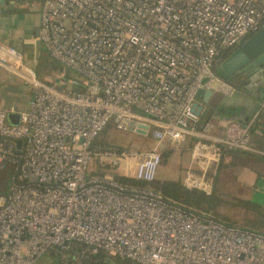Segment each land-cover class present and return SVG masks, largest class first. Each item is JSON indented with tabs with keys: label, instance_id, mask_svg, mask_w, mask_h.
<instances>
[{
	"label": "built area",
	"instance_id": "1",
	"mask_svg": "<svg viewBox=\"0 0 264 264\" xmlns=\"http://www.w3.org/2000/svg\"><path fill=\"white\" fill-rule=\"evenodd\" d=\"M29 6L39 15L36 41L75 76L42 83L20 51L0 41V66L31 90L24 109L0 108V177L10 169L0 194V264H39L48 252L65 255L74 245L136 264H264V233L224 226L113 178L154 181L160 148L190 139L182 183L210 195L224 150L264 156L249 132L264 121L261 108L243 125L201 123L196 100L200 90L227 100L242 94L214 69L261 28L264 0ZM9 115H18V124ZM110 124L154 147L114 152L113 176L90 175L92 158L107 153L94 142Z\"/></svg>",
	"mask_w": 264,
	"mask_h": 264
},
{
	"label": "rangeland",
	"instance_id": "2",
	"mask_svg": "<svg viewBox=\"0 0 264 264\" xmlns=\"http://www.w3.org/2000/svg\"><path fill=\"white\" fill-rule=\"evenodd\" d=\"M24 61L26 65L29 63L32 67L31 69L36 80L48 85H59V78L67 80L75 76L72 71L63 69L57 62L52 60L43 48L40 49L36 61L31 62L27 59H24ZM27 94V92L24 94L21 90L19 95L23 98V96H27ZM261 98L262 95L258 100L261 101ZM96 141L101 146L105 145L107 153L98 154L92 158L88 168V173L90 175L113 176L111 162L113 160L112 154L117 152L116 148H118L120 152H129L149 151L154 147V142L152 140L143 139L131 132L118 131L112 124L102 132L99 139ZM192 145L193 143L190 139H183V141L178 143L161 147L160 152L163 154L162 163L157 176L159 175L161 178H170L174 180L181 179L184 175L185 169L190 163V151ZM248 161L250 162L245 164L233 163L232 165L225 166L223 169L217 171V181L215 182L214 191L219 195L221 194L220 196L223 203L217 208V212L221 215H224L228 210L227 204L235 199H250L260 203V205L264 207V189L260 186H257L256 188L251 186L253 183L247 184V188L241 186L243 181L238 173L241 168H244L245 171L255 175V177L261 174L262 170H264V164L257 159L250 158ZM223 165L226 164L223 162ZM193 166H196V163H194ZM224 174L227 176L222 177ZM262 175L263 177L260 179L264 184V172ZM257 185H259V182ZM39 264H54V260L48 253L39 259Z\"/></svg>",
	"mask_w": 264,
	"mask_h": 264
},
{
	"label": "crops",
	"instance_id": "3",
	"mask_svg": "<svg viewBox=\"0 0 264 264\" xmlns=\"http://www.w3.org/2000/svg\"><path fill=\"white\" fill-rule=\"evenodd\" d=\"M28 2V5L21 3ZM18 3L16 0H7V4L0 8V41L14 46L22 53L24 59L31 62L36 61L35 45L39 26V15L37 8L29 5L38 0H25ZM37 7V5L35 6ZM42 47H40L41 49ZM40 53V51H39ZM27 57V58H26ZM28 68H32L27 63ZM32 70V69H31ZM17 76L10 74L0 66V108H8L11 105L16 106L19 110L24 109L26 101L31 95L29 86L20 81ZM252 80L251 84L239 86L242 94L237 95L238 101L222 99L218 96H212L209 102L204 101V97L197 98V103L202 106L203 112L200 115V122L204 123L207 120L226 121L231 120L239 125L246 124L254 112L261 108L262 118L264 119V72L259 78L248 79ZM261 80L260 82H257ZM21 90L27 96L20 97ZM262 95L261 101L258 98ZM241 100V101H240ZM258 100V101H257ZM240 101V103H239ZM232 105V106H230ZM256 108V109H255ZM192 141V140H191ZM231 161V155H226L223 162L227 165ZM264 170H262V173ZM242 179V185L247 188V184H252L255 188L260 186L264 189V184L261 182L262 173L257 175L250 174L241 168L238 172ZM251 175V176H250ZM227 175H222V177ZM259 182V185L257 183ZM263 191V190H261Z\"/></svg>",
	"mask_w": 264,
	"mask_h": 264
},
{
	"label": "trees",
	"instance_id": "4",
	"mask_svg": "<svg viewBox=\"0 0 264 264\" xmlns=\"http://www.w3.org/2000/svg\"><path fill=\"white\" fill-rule=\"evenodd\" d=\"M14 1V0H11ZM18 3L24 2L25 0H16ZM254 34H249L243 40V42L249 39ZM238 47V46H237ZM236 49V48H235ZM229 50L223 53L222 59H225L230 53L235 50ZM237 86V85H236ZM239 87V86H237ZM250 138L255 144L256 149L263 151L264 150V121L255 123L250 129ZM101 135V134H100ZM100 135L96 140L99 139ZM95 140L94 146H99L100 148H105L104 146L99 145ZM116 151L120 152L118 148ZM224 154L231 155V161L227 165H223V161L218 165L217 171L223 169L225 166H230L233 163L245 164L248 159L253 158L264 164V156L259 154L242 152L240 150H224ZM162 153H161V162L162 163ZM247 158V159H246ZM246 159V160H244ZM159 166V168H160ZM216 175L212 180V192L210 195L196 190V189H187L183 183L182 178L179 180H174L170 178H161L156 176L155 180L152 182H141L135 181L133 179H126L117 176H113L115 180H118L121 183L130 184L132 186H138L141 188L151 189L160 193V195L177 205L182 206L183 208L192 211L198 215H203L211 218L212 220L227 226L235 227L239 229H246L256 233H264V207L256 201L250 199L241 200L235 199L232 202L227 204L228 210L224 215H221L217 212L219 205L223 203L221 199V194L219 195L214 190ZM159 173V169H158ZM10 178V169L7 166L1 173L0 177V194H3L7 190V184ZM49 255L53 258L54 262L58 255L53 252H48ZM47 253V254H48ZM62 263L60 264H136L131 261L121 259L115 256H110L105 253H98L95 255L87 254L83 248L79 245H74L73 249L66 253L63 257H60Z\"/></svg>",
	"mask_w": 264,
	"mask_h": 264
},
{
	"label": "water",
	"instance_id": "5",
	"mask_svg": "<svg viewBox=\"0 0 264 264\" xmlns=\"http://www.w3.org/2000/svg\"><path fill=\"white\" fill-rule=\"evenodd\" d=\"M7 4V0H0V8ZM40 42H36L35 55L40 51ZM215 74L221 80L233 83V80L241 76L254 79L264 72V22L261 28L249 39L242 42L230 55L223 59L214 69ZM247 76V77H246ZM258 80L257 82H260ZM247 83H244L246 85ZM240 89V88H239ZM211 92L198 91L196 99L204 97L205 102H209L212 98ZM256 109V108H255ZM198 112H203L202 106H198ZM8 120L11 124H18V115H9ZM21 142H17L19 148ZM19 153V152H18Z\"/></svg>",
	"mask_w": 264,
	"mask_h": 264
},
{
	"label": "flooded vegetation",
	"instance_id": "6",
	"mask_svg": "<svg viewBox=\"0 0 264 264\" xmlns=\"http://www.w3.org/2000/svg\"><path fill=\"white\" fill-rule=\"evenodd\" d=\"M247 77V76H246ZM249 78H245V76H241L239 78H237L236 80H233V83L237 86H241V85H244V83H247V84H251L252 80H248ZM239 97H234L231 101H238ZM220 99V98H219ZM241 101V100H240ZM239 101V103H240ZM232 106V105H230ZM64 255H61V256H58L56 259H55V262L54 264H60V262L62 263V260L60 259V257H63Z\"/></svg>",
	"mask_w": 264,
	"mask_h": 264
}]
</instances>
